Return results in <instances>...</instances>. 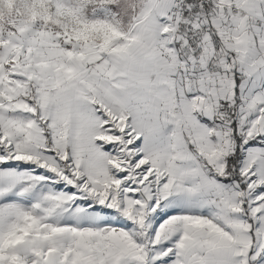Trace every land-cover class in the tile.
Listing matches in <instances>:
<instances>
[{"label":"snow or ice","instance_id":"obj_1","mask_svg":"<svg viewBox=\"0 0 264 264\" xmlns=\"http://www.w3.org/2000/svg\"><path fill=\"white\" fill-rule=\"evenodd\" d=\"M0 264H264V0H0Z\"/></svg>","mask_w":264,"mask_h":264}]
</instances>
